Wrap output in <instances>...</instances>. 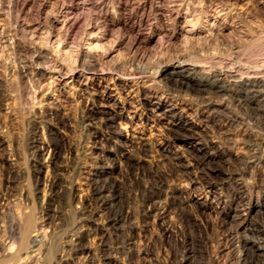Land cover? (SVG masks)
I'll use <instances>...</instances> for the list:
<instances>
[{
  "label": "rangeland",
  "instance_id": "374dc122",
  "mask_svg": "<svg viewBox=\"0 0 264 264\" xmlns=\"http://www.w3.org/2000/svg\"><path fill=\"white\" fill-rule=\"evenodd\" d=\"M101 1V12L85 4ZM19 2L0 0V264H109V259L117 264H239L227 241L231 234L256 239V247L264 241V145L259 144L264 140V95L247 96V85L233 94L203 91L183 85L175 74L157 72L188 60L201 63L199 73L192 74L198 78L220 70L264 75V0H155L146 10L144 0ZM64 2L75 6L77 17L70 40L85 45L90 35L84 34V25L91 18L99 31L92 35L101 39L98 52L107 54L92 80L82 77L73 86L54 89L41 69L49 63L44 66L37 58L41 46L52 50L51 43L67 34L44 14H60ZM192 6L205 9L212 21L218 18L223 33H206L188 43L180 35L171 38L168 7L181 9L183 24ZM112 20L127 27H109ZM138 34L146 43L133 41ZM43 36L51 38L48 46L41 43ZM135 53L145 55L136 83L113 82L136 68ZM24 65L26 77L21 78ZM67 74L62 73L64 82L70 80ZM113 83L118 92L133 88L137 102L154 104L163 97L162 111H173L157 120L142 105L134 118V100L123 107L118 93L111 92ZM38 130L58 144L60 174L53 187L52 163L34 153ZM133 133L148 136L146 147L139 138L127 145ZM91 147L95 154L89 153ZM98 152L108 171L100 176L101 184L115 181L112 189L120 198L114 211L122 218L104 242L102 204L90 197ZM193 180L198 186L216 183L211 208L201 203L204 198L193 197ZM28 223L33 229L43 226L46 233L43 253L32 260L25 252L16 256L17 248L13 253L2 248ZM77 233L85 235L82 242L68 249L67 241ZM83 248L91 255L78 252ZM246 257L243 264H264V252L250 248Z\"/></svg>",
  "mask_w": 264,
  "mask_h": 264
},
{
  "label": "bare ground",
  "instance_id": "6f19581e",
  "mask_svg": "<svg viewBox=\"0 0 264 264\" xmlns=\"http://www.w3.org/2000/svg\"><path fill=\"white\" fill-rule=\"evenodd\" d=\"M154 1L155 0H144L143 6H142L143 10H146L147 8H152L154 6ZM13 2H14V5H16V6H18L20 3L19 0H13ZM77 4H79V3H77ZM85 4H87V6L91 9V11H92V9H93V11H94V9L95 10L97 9V11L103 9V2L102 1L97 2V3H93V4L92 3L91 4L85 3ZM159 6H160V4H159ZM74 7L71 5H67L64 2L63 4H61L59 6L60 9H59L58 13H60V14L57 15V14L50 13V12L44 13L47 21H49L50 23H52L55 26H61V29L66 28L65 33L67 32V34H65V35H63V34L59 35L60 37L59 36L57 37L58 40H54L55 42L51 43L52 44V47H51L52 50H50L49 48H44L41 46L40 51H39V56L37 58L39 60V62L42 61L44 66H46V63H49V65L46 66L44 69L41 68L44 72L42 74L47 75L48 78H50V83H49L50 86L48 85L49 88L52 87L54 89H57V88H61L63 86H68L70 84H71V86H73V84H75V82L80 80V78H82V77H87V80H92L96 75L95 70H97V66L100 65L101 57L102 56L105 57V55L107 54L106 53L107 50L105 53H102V54H99L100 52H98V49H100V47L102 45H101V39L96 37L98 35L93 36L98 29V26L95 25L90 18L93 15L89 17L90 18L89 22L88 23L86 22L87 24L84 25V26H86L85 30H84V34L90 35V38L87 39V42L85 43V45H83L82 43L72 42L70 40L71 39V37H70L71 32L73 31V29L77 25V19H76L77 17H75V15H74L75 14L74 13V9H75ZM77 7H78V5H77ZM164 10H165V8H164ZM180 10H181L180 8L173 10L172 8H169V7L167 10V12L170 13L169 16H170L171 20H173V27H171V29L169 31L167 30V28H165V30H167V32L170 33L171 38L173 36H177V35L179 36L180 35L182 37V39H184V43L185 42L188 43L189 41H192V40L196 39L197 37L201 38L206 33H210V35H212V34L215 35V33L220 34L223 31V29L217 28V25H218L217 19L218 18H215L212 21V19L210 18L211 15L208 14L206 11H204L205 9L200 11L198 8H195V6H192V8H189L187 10V12L185 13L183 24L181 23L182 17L180 15H178V13H180ZM198 10L200 12V13H198L199 16H194L193 19L192 18L189 19V16L192 14L191 12H195ZM99 12H101V11H99ZM193 15H196V14L193 13ZM15 21L18 24L17 26L19 27V29H21L22 31L25 32L26 29H25L24 25L21 24L19 19L17 18V19H15ZM107 23H108V21H107ZM117 24L120 25L121 27H127L126 22L117 21V20H112L108 26L113 27L114 25H117ZM63 30H65V29H63ZM117 31H119V30H117ZM24 32H22V33H24ZM27 32H26V34H27ZM97 32H99V31H97ZM228 36H230V35H228ZM82 39H83V37H82ZM146 40L145 41L141 40L140 34L135 36L133 39L134 42H141V43H146ZM50 41H51L50 37L43 36L41 38V43L45 46H48L47 44ZM161 41H163V40L161 39ZM12 44H14V43H12ZM17 47H19V46H17V44H16V46H14V48H17ZM18 50H19V48H18ZM144 59H145V55L139 56V54L135 53L134 54V60L137 61L136 68L133 70L131 69V71L124 73L125 77H123L121 79L119 77H118L119 79L115 77V79H112L113 82L115 80L116 81L119 80L118 82L119 83L122 82L123 85H129L130 83H134L136 81V75L139 72H141L140 63H142L144 61ZM175 64L176 65H174L172 67L165 68V69L159 68V70L157 71L158 74H159V72L160 73H166V76H169L171 74H175L177 77V80L180 83H182L183 85L186 84V85L191 86V87L194 86V87L198 88L199 90H203V91H209L211 89L212 90L214 89V91H216V92L229 94V93H232L234 90H236L238 88V86L247 85L248 88L247 89L245 88L247 96L252 92H256L258 94V96L264 95V75H260V72H255L256 74L249 73L248 76L244 77L242 75H239L238 73L232 74V75H227L226 72H224L223 70H220V71H217L216 73H210V75H208L209 77L203 78L204 77L203 76L201 78H198V77L193 76L192 74L199 73L200 69L198 67L200 66L201 63L199 64L196 62H189L188 60H186V61L185 60H181V61L178 60ZM25 66H27V65H24L22 67V70L19 71V75L21 76V78L26 77V72L24 70ZM46 69H49L50 71H48ZM15 70H17V69H15ZM100 70H103V69H100ZM64 72L71 75L70 80L67 82H64V78L62 77V73H64ZM110 78H113V76L110 75ZM230 78H232V79H230ZM48 82H49V80H48ZM113 84L115 86L113 88H111V92L114 93V91H115V93L116 92L118 93V100L122 103L123 107H125L128 99L134 100V96L136 94L133 96V88H131V90L127 91L126 93H123V92H118V88H117L116 84L115 83H113ZM24 91L26 93H28L29 89L27 90V88H26ZM108 91L109 90H107V92ZM35 92H36L35 96L36 97L39 96L40 92L39 91L38 92L35 91ZM261 93H263V94H261ZM132 96H133V98H132ZM1 102H3V101H1ZM163 102H164L163 97H162V99H159V101H157V103H154V104L146 103V102H140V101L137 102V100L131 101V103L133 105L132 106V108H133L132 117L136 118L138 114L140 115L141 114L140 112H141L142 107H143L142 105H144L145 109L147 108L148 112L150 114L153 113L154 118H156L157 120H161L163 118V115L165 117L166 115H169L168 113H171L173 111V108L167 109L166 111H162ZM115 119H116L115 117H110L109 121H115ZM188 127L192 128L193 125L188 124ZM43 133L44 132H42L41 130H38L37 134L33 137L34 153L39 159L46 157V160L48 159V161L50 163H52V165H53L52 172H53V178L54 179L52 180L51 185L53 187L54 185L57 184V181L59 180L58 176L60 174L59 173L60 169L57 167L58 165H57V159H56V153L58 151V144L55 143L54 141H51L50 139L43 137ZM132 135H133V139L127 143L128 146H134L135 141H136L134 139L139 138L141 140L139 142H141V144H142V145L140 144L141 147H143V148H144V146L146 147L147 143L145 141H146L148 136L145 137L144 136L145 134L138 136L134 133ZM0 141L2 144L4 143V140L2 139L1 135H0ZM149 141H147V142H149ZM137 143H138V141H137ZM259 144L264 145V140H262ZM263 151H264V149H263ZM89 153L95 154V148L91 147ZM102 154L100 152L95 157L96 158L95 159L96 160L95 161L96 167H94V172L92 173V175H93L92 181L93 182H92V186H91L90 197L99 200L102 204L101 207H102V211L104 213V217L106 220L105 222H103L104 228H103V232H102L103 236L101 238V241L104 242L108 239V236L111 233V228H115V226H117L122 221V218L116 213V211H114V207L120 198L119 195L115 192V190L112 189L113 183L115 181L112 182V180L111 181L105 180V182L103 184H101L100 176L102 175V173L108 172L107 167L104 166L105 160H104ZM165 154H167L166 151L162 150V155H165ZM197 183H198L197 181H194V180L192 181L193 197L197 198L198 201L200 199L204 198V200L201 201V203L206 206L205 208H207V209L211 208L213 201L210 202L209 200L213 197L214 191H215L216 186H217L216 183H209V184L203 183L200 186H198ZM162 206H163L162 207L163 211L166 213L167 212V208H166L167 206H164V204ZM149 213L151 214V212H149ZM26 221H28V219H26ZM39 226L33 229L32 226L29 225V223H28V226L25 230H22L23 228L19 227L18 228L19 232H15L14 235L9 240H7L6 243H3L2 248L3 249H9L10 253L15 252V250L17 248L16 256L22 257L21 256L22 253L25 252L28 260L29 259L32 260L33 258L39 256L41 253H43L42 250H43L45 242H46L45 241L46 240L45 229L43 226H40V227ZM16 233H18L19 236H17ZM84 236H85L84 234H78V233L75 235L72 234V237L69 239V241H67L68 243L66 244V246H68V249L69 248L71 249L77 243H81ZM18 237H19V243H17ZM135 239H136V236L131 238V240H133V241ZM227 241L230 242V248H231L232 252L237 256V258L239 260V264H243V261L247 259L246 256H247V253L250 250V248H253V250L257 253H263L264 252V241L263 240H260V241L258 240L259 245L256 247V245L252 244V243H255L256 239H255V241H252L248 237L245 239H243V238L242 239L241 238L236 239L235 236H233L231 234L230 240H227ZM226 245L228 246V244H226ZM68 249H67V251H68ZM237 251H238V253H237ZM78 252L83 253V254L88 252V254L91 255V251L90 250L88 251L87 248L79 249ZM88 254H87V256H88ZM12 257H15L14 254ZM4 259H3V261H4ZM110 263L117 264L112 259H109V264Z\"/></svg>",
  "mask_w": 264,
  "mask_h": 264
}]
</instances>
